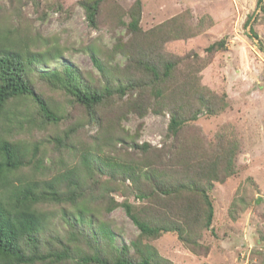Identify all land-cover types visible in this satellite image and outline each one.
<instances>
[{"label":"trees","instance_id":"trees-1","mask_svg":"<svg viewBox=\"0 0 264 264\" xmlns=\"http://www.w3.org/2000/svg\"><path fill=\"white\" fill-rule=\"evenodd\" d=\"M108 1L78 0L89 27L98 26ZM126 14V40L116 36L110 49L84 47L96 74L71 63L48 69L46 60L62 57L58 46L0 50V264H172L152 243L165 233L196 253L208 251L202 237L214 218L213 185L239 170V143L231 135L211 152L192 128L203 111L220 108L216 100L223 98L202 84L201 70L225 48V37L202 54L177 55L167 43L198 34L204 19L193 23L187 11L143 29L141 0ZM117 54L122 65L112 63ZM147 110L169 114L163 147L136 143L137 131L128 137L120 130L128 113L142 117ZM48 127L58 130L41 139L16 135ZM118 142L129 150L117 149ZM238 192L232 219L247 206ZM45 204L59 205L56 220ZM117 206L138 229L120 246L104 219Z\"/></svg>","mask_w":264,"mask_h":264},{"label":"rangeland","instance_id":"rangeland-1","mask_svg":"<svg viewBox=\"0 0 264 264\" xmlns=\"http://www.w3.org/2000/svg\"><path fill=\"white\" fill-rule=\"evenodd\" d=\"M134 1L104 3L95 28L88 26L78 0H0V50L14 49L26 54V51H52L58 46L63 50L62 57L46 60L48 69L71 63L96 74L84 47L95 44L110 49L116 36L126 40L129 34L120 20L129 21L126 11ZM258 3L264 5V0H141L140 25L143 29L187 11L193 23L204 19L198 34L167 43L168 50L177 55L194 50L202 54L208 44L225 37V48L214 53L201 70L202 84L218 98H223L216 100L220 108L212 115L203 111L192 129L211 152L216 143L225 142L231 135L239 143L236 157L239 170L213 185L214 218L211 229L202 237L209 245L208 251L196 253L172 233L152 241L172 264H264V10ZM249 16L250 21L245 26ZM112 63L122 65L124 57L117 54ZM33 79L39 90H46V85L36 75ZM168 120L167 112L159 114L147 110L142 117L128 113L121 119L120 130L128 137L137 131L136 143L146 142L159 148L164 145ZM139 123L141 127L137 129ZM3 129L5 125L0 131ZM13 129L7 131L10 136L15 135ZM56 130L48 127L26 133L16 129V135L24 140L41 139ZM116 148L129 150V145L118 142ZM50 154L56 156L57 152ZM237 190L247 206L239 209L232 219L228 210ZM113 195L118 200L122 198L117 193ZM129 200L138 202L133 196ZM43 207L51 210L52 220L57 219L58 204ZM104 219L118 235L114 239L117 246L138 233L121 206L106 214Z\"/></svg>","mask_w":264,"mask_h":264}]
</instances>
